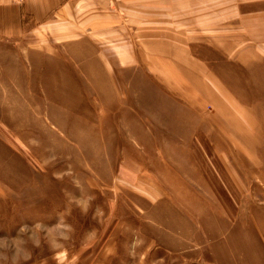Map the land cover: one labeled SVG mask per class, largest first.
I'll list each match as a JSON object with an SVG mask.
<instances>
[{
	"label": "rangeland",
	"instance_id": "rangeland-1",
	"mask_svg": "<svg viewBox=\"0 0 264 264\" xmlns=\"http://www.w3.org/2000/svg\"><path fill=\"white\" fill-rule=\"evenodd\" d=\"M222 12H148L136 40L0 37V264H264V58L218 50Z\"/></svg>",
	"mask_w": 264,
	"mask_h": 264
},
{
	"label": "crops",
	"instance_id": "crops-1",
	"mask_svg": "<svg viewBox=\"0 0 264 264\" xmlns=\"http://www.w3.org/2000/svg\"><path fill=\"white\" fill-rule=\"evenodd\" d=\"M248 7L252 11H264V0H0V37L43 48L51 42L59 45L85 36L97 42L136 40L131 32L132 27L145 26L152 21L147 17L148 12L154 15L157 22V15L161 17L163 10H217L220 16L216 17L218 20L214 25L221 27L227 18L222 11L228 9L234 11V35L222 33L211 36L210 41L219 44L217 48L224 56L233 57L241 65L254 68L256 61L264 58V20L254 22L258 17L248 18L244 12ZM143 37L138 40H145ZM136 166L141 168L140 164L124 161L120 171L122 179L132 181L127 178L128 172H136ZM160 184L162 189L168 188L166 192L181 204L188 202L187 197L180 195L176 188L167 187L166 181ZM159 190V187L145 188V194L147 198L155 196L153 202L166 203L167 193ZM180 213L184 218L192 216L188 208ZM184 223V227L188 228L189 219ZM171 232L178 235L179 228ZM153 246L149 245L147 250Z\"/></svg>",
	"mask_w": 264,
	"mask_h": 264
}]
</instances>
